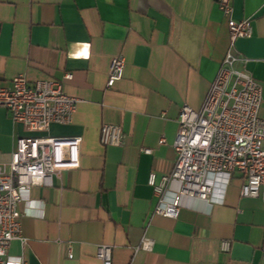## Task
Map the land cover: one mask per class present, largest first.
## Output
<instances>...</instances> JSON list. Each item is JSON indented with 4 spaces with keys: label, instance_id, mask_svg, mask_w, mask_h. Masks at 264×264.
Masks as SVG:
<instances>
[{
    "label": "crops",
    "instance_id": "1",
    "mask_svg": "<svg viewBox=\"0 0 264 264\" xmlns=\"http://www.w3.org/2000/svg\"><path fill=\"white\" fill-rule=\"evenodd\" d=\"M230 3L233 19L251 25V38L237 41L235 52L261 87L264 122V0ZM228 47L227 20L212 0H0V87L20 75L29 85L62 81L78 100L76 112L71 125L51 126L48 136L82 141L77 171L31 189L43 218L36 207L21 217L23 242H12L7 256L100 264L96 251L104 246L111 264H264V199L240 197L238 172L213 180L211 202L183 201L175 220L153 215L148 186L150 175L171 174L180 110L202 109ZM116 56L123 77L107 89ZM103 125L121 128V148L101 145ZM29 136L0 109V166ZM143 237L153 241L151 252L137 250ZM222 241L230 242L228 253Z\"/></svg>",
    "mask_w": 264,
    "mask_h": 264
},
{
    "label": "built area",
    "instance_id": "2",
    "mask_svg": "<svg viewBox=\"0 0 264 264\" xmlns=\"http://www.w3.org/2000/svg\"><path fill=\"white\" fill-rule=\"evenodd\" d=\"M212 1L227 20L229 47L202 109L194 112L184 106L180 110L172 145L176 162L171 174L148 178L157 200L153 215L163 218L177 219L185 200L211 202L213 180L234 172L242 176L241 198L264 199V122L258 119L261 87L245 70L248 60L235 52L237 41L251 38V25L248 20L233 19L231 0ZM124 67L121 56L111 60L107 89L122 79ZM70 79L69 74L63 77V81ZM77 104V99L64 93L62 81L29 85L20 75L11 80L9 87H0V109L13 125L31 135L18 138L9 163L0 166V264H25L21 258L8 257L7 252L12 242H23L22 216H32V208L36 207L35 216L43 218L44 204L30 199L31 189L50 188L53 179L63 172L79 169L81 138L48 136L51 126L71 125ZM123 141L121 128L101 127L102 146L121 148ZM158 144L162 146L164 141ZM143 153L149 155L151 151ZM170 186L174 187L171 192ZM153 247V241L143 237L137 250L151 252ZM229 250L230 242L222 241L221 253ZM260 254L264 260V244ZM95 258L100 264H111L110 248L98 247Z\"/></svg>",
    "mask_w": 264,
    "mask_h": 264
}]
</instances>
